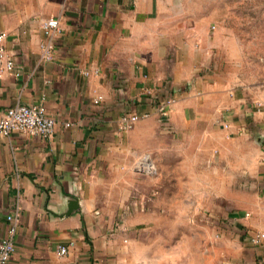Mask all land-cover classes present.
<instances>
[{"label":"crops","instance_id":"obj_1","mask_svg":"<svg viewBox=\"0 0 264 264\" xmlns=\"http://www.w3.org/2000/svg\"><path fill=\"white\" fill-rule=\"evenodd\" d=\"M213 8L195 0H0V32L19 72L0 79V119L32 104L56 119L47 139L0 134V240L8 216L18 222L8 264H264V245L250 241L264 232V113L229 63L206 15ZM49 18L60 30L47 61ZM125 110L150 116L120 131ZM161 120L173 145L150 146L148 128ZM151 147L173 148L179 170V193L156 202L190 211L149 207L115 226L98 209L100 172L127 171ZM72 198L79 208L66 215ZM198 218L206 224L180 225Z\"/></svg>","mask_w":264,"mask_h":264},{"label":"rangeland","instance_id":"obj_2","mask_svg":"<svg viewBox=\"0 0 264 264\" xmlns=\"http://www.w3.org/2000/svg\"><path fill=\"white\" fill-rule=\"evenodd\" d=\"M195 1L214 5L213 11L208 10L206 15L212 19V24L221 30L223 42L231 54L229 63L239 73L240 84L255 93L259 98L256 101L257 108L264 113V0ZM148 130L155 134L154 138L149 140L150 146H156L158 141L167 146L173 145L170 137L172 128L168 121L161 120L157 126L150 125ZM156 149H141L140 153L135 154L127 171L100 172V183L94 193L98 200V209L102 215L107 216L106 221L112 220L116 226L117 223H124L134 212L148 210L149 207L151 210L148 211L156 212L190 211L189 205L185 203L156 202L159 196H162V199L163 196H173L180 191L176 181L179 170L176 167L177 156L174 149H165L155 154L153 151ZM145 154H152L149 157L156 165V170L147 171V168L139 167L142 158L147 156ZM159 154L160 159L157 158ZM208 213L204 216L211 220ZM110 214H113L112 218L109 217ZM167 222L174 226L179 220L171 218L167 219ZM205 224L206 219L198 218L181 219L180 225L186 229L195 225L202 227ZM180 236L186 237L184 234Z\"/></svg>","mask_w":264,"mask_h":264},{"label":"built area","instance_id":"obj_3","mask_svg":"<svg viewBox=\"0 0 264 264\" xmlns=\"http://www.w3.org/2000/svg\"><path fill=\"white\" fill-rule=\"evenodd\" d=\"M214 27V26H213ZM42 29L47 37V40L41 43V51L45 60H52L54 58L55 43L52 36L60 30V21L57 18H49L42 23ZM8 37L7 32H0V79L5 73H13L18 75L15 61L9 55L5 42ZM88 72H85L87 74ZM148 94H152L150 89L146 90ZM103 101V96L98 95L94 99V103L100 104ZM174 100H168L167 104L170 106ZM148 112L139 113L130 110L122 112L118 128L120 131L131 130L137 122L144 118H148ZM66 123V126H70ZM56 119L49 115L46 107L41 104L19 105L9 108L0 119V134L10 136L13 133L19 132L27 136H37L43 139L50 138L55 133ZM150 160V161H149ZM149 161L148 164H145ZM140 168H147V171L156 170L153 160L149 155L144 156L139 164ZM249 214H246L248 216ZM10 225L7 235L0 240V264H8L12 255L16 251L15 235L18 229V222L16 216H8ZM250 241L255 246L264 245V232H258L251 235ZM67 247L61 246L59 254H66Z\"/></svg>","mask_w":264,"mask_h":264},{"label":"water","instance_id":"obj_4","mask_svg":"<svg viewBox=\"0 0 264 264\" xmlns=\"http://www.w3.org/2000/svg\"><path fill=\"white\" fill-rule=\"evenodd\" d=\"M79 208V202L77 198H72L70 205H69V210L66 212V215H70L72 212H74L76 209Z\"/></svg>","mask_w":264,"mask_h":264}]
</instances>
